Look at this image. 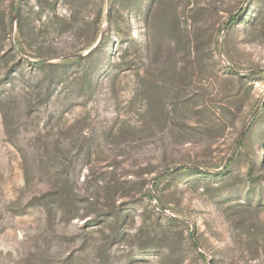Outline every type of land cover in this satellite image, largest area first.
I'll list each match as a JSON object with an SVG mask.
<instances>
[{"label": "rangeland", "instance_id": "rangeland-1", "mask_svg": "<svg viewBox=\"0 0 264 264\" xmlns=\"http://www.w3.org/2000/svg\"><path fill=\"white\" fill-rule=\"evenodd\" d=\"M0 264H264V0H0Z\"/></svg>", "mask_w": 264, "mask_h": 264}, {"label": "water", "instance_id": "water-1", "mask_svg": "<svg viewBox=\"0 0 264 264\" xmlns=\"http://www.w3.org/2000/svg\"><path fill=\"white\" fill-rule=\"evenodd\" d=\"M184 168V166H178L177 168H175L174 170L171 171V173H177L178 171L182 170ZM192 238L194 240V237L192 235ZM196 246H198V244L196 242H194Z\"/></svg>", "mask_w": 264, "mask_h": 264}, {"label": "trees", "instance_id": "trees-1", "mask_svg": "<svg viewBox=\"0 0 264 264\" xmlns=\"http://www.w3.org/2000/svg\"><path fill=\"white\" fill-rule=\"evenodd\" d=\"M236 20H233L232 22H231V25L235 22Z\"/></svg>", "mask_w": 264, "mask_h": 264}]
</instances>
